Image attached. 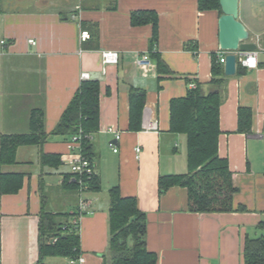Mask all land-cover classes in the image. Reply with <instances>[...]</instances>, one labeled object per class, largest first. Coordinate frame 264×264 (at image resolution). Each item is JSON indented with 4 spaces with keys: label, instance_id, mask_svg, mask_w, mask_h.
Listing matches in <instances>:
<instances>
[{
    "label": "crops",
    "instance_id": "obj_1",
    "mask_svg": "<svg viewBox=\"0 0 264 264\" xmlns=\"http://www.w3.org/2000/svg\"><path fill=\"white\" fill-rule=\"evenodd\" d=\"M133 13H149L156 24H135ZM221 14L200 10L198 0H0V40L5 41L0 44V138L28 133L34 108L44 111L48 134L41 146L22 145L13 164L0 166L1 172L23 176L18 191L0 192L1 264H38L42 204L51 212L73 214L80 200L86 203L77 218L84 264H110L109 190L114 186L122 196L135 197L146 214V247L156 254V264H244L245 239L264 234L258 227L264 220V0H239V19L256 44L257 67L230 76L223 70L218 154L233 172L234 210L192 212L185 188L158 190L160 176L188 170L185 136L169 131V104L184 96L191 82L205 92L212 88V57L224 69ZM80 29L91 37L81 42ZM103 50L116 51L117 62L103 64ZM150 50L160 55L167 72L157 70L154 58L149 68L136 64ZM82 73L100 86L99 128L92 135L99 189L77 192L62 186L63 173L70 172V136L51 131ZM131 86L145 90L139 131L129 129ZM240 107L252 113L248 133L238 131ZM109 128L120 133L119 139ZM42 153L60 156L58 170L42 164ZM64 261L45 256L42 264Z\"/></svg>",
    "mask_w": 264,
    "mask_h": 264
},
{
    "label": "trees",
    "instance_id": "obj_2",
    "mask_svg": "<svg viewBox=\"0 0 264 264\" xmlns=\"http://www.w3.org/2000/svg\"><path fill=\"white\" fill-rule=\"evenodd\" d=\"M200 10H218L219 0H198ZM132 22L156 24V17L149 13H133ZM155 39V36L152 38ZM154 58L157 70L167 72L160 55L149 51ZM246 68L237 61L236 73ZM224 82L222 63L212 57V88L205 92L199 83L189 88L181 97L171 98L169 109V131L185 136L187 167L183 174L162 175L158 178L159 192H165L174 186L187 191V209L192 212H230L234 210L233 199L237 187L233 181V172L227 158L218 154V136L221 132L219 107L221 87ZM100 86L97 79H82L59 121L51 134L79 135L80 150L92 161V135L99 128ZM145 104V90L131 86L129 91V129H141L142 111ZM252 113L250 108L238 110V131L248 133L251 129ZM29 132L25 134H4L0 138V166L13 164L17 148L22 145L41 146L47 139L44 111L34 108L30 112ZM41 162L55 170L61 165L58 154L42 153ZM86 190H98L99 178L95 171L91 175H82ZM20 173L0 171V192L14 193L22 185ZM62 186L80 191L78 175L64 172ZM78 209L73 214L51 212L42 204L39 214V261L45 256L64 258L80 253V239L77 233ZM264 230V220L258 223ZM109 254L110 264H156L157 256L146 247V214L138 207L133 196H122L118 186L109 190ZM54 238H57L54 240ZM244 264H264V234L247 237L243 250Z\"/></svg>",
    "mask_w": 264,
    "mask_h": 264
},
{
    "label": "built area",
    "instance_id": "obj_3",
    "mask_svg": "<svg viewBox=\"0 0 264 264\" xmlns=\"http://www.w3.org/2000/svg\"><path fill=\"white\" fill-rule=\"evenodd\" d=\"M91 37L90 32L86 29H80L79 31V40L81 42L88 40ZM28 42L30 44H35L36 41L33 38H29ZM5 41L3 39L0 40V44H4ZM101 58L103 64L108 63H116L118 59V53L113 50H103L101 52ZM239 62L243 67L246 69H252L257 67V50H251L244 52ZM136 64L142 68H149L152 66V61L150 57L149 51L142 52L137 58H136ZM88 77L87 73H82L81 78L86 79ZM190 88L195 87V83L191 82L189 84ZM155 125L154 122H151L149 124L150 127H153ZM109 131L114 132V138L117 140L120 137V133L118 131L108 129ZM110 146L112 147L113 151H117V147L113 145V143H110ZM67 150L69 152V158L67 159V164L70 169V173L74 175H78V182L80 184V191L86 190L85 188L86 183L82 180V175H91L94 173V166L91 160H89L86 156L83 155V153L80 150V142H79V135H72L70 136L68 142H67ZM140 148L136 147L135 151L139 152ZM86 210V203L84 200H80L78 204V212L79 216L85 212ZM76 219L73 220V223H76ZM57 238H54L56 240ZM85 258L84 256L79 253L75 256H70L65 258L64 264H84ZM0 264H1V258H0Z\"/></svg>",
    "mask_w": 264,
    "mask_h": 264
},
{
    "label": "water",
    "instance_id": "obj_4",
    "mask_svg": "<svg viewBox=\"0 0 264 264\" xmlns=\"http://www.w3.org/2000/svg\"><path fill=\"white\" fill-rule=\"evenodd\" d=\"M222 14L218 19V42L224 56L223 70L227 76L236 72L238 56L256 49L249 40V31L239 19V0H219Z\"/></svg>",
    "mask_w": 264,
    "mask_h": 264
}]
</instances>
